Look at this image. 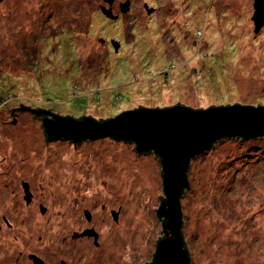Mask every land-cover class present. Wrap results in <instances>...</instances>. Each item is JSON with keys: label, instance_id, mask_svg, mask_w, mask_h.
Wrapping results in <instances>:
<instances>
[{"label": "rangeland", "instance_id": "obj_1", "mask_svg": "<svg viewBox=\"0 0 264 264\" xmlns=\"http://www.w3.org/2000/svg\"><path fill=\"white\" fill-rule=\"evenodd\" d=\"M127 1L130 9L122 10ZM253 7L254 0H0V88L12 85V96H0V185L14 180L0 187L2 223L12 224L0 232V264H15L17 250L34 243L58 255L56 264L152 259L163 235L155 208L164 197L154 152L137 154L133 140L109 137L76 146L45 140L41 118L9 110L24 102L62 116L106 118L177 102L264 106V24L255 30ZM239 139L220 137L189 161L179 204L191 264H264V135ZM26 177L54 196L32 202L43 201L50 213L35 218L39 209L30 205L19 216L24 204L4 201ZM68 185L85 198L80 212L64 198ZM103 203L117 211V223L101 213ZM91 226L98 246L91 238L71 244L72 231Z\"/></svg>", "mask_w": 264, "mask_h": 264}, {"label": "water", "instance_id": "obj_2", "mask_svg": "<svg viewBox=\"0 0 264 264\" xmlns=\"http://www.w3.org/2000/svg\"><path fill=\"white\" fill-rule=\"evenodd\" d=\"M128 5L129 1L122 6V10H127ZM252 18L256 23L255 30L264 24V0H254ZM111 43L116 49L118 42L112 40ZM138 107L122 110L103 122H98L90 115L77 120L68 114L62 116L52 113L54 118L44 123L47 135L45 140L64 138L79 142L85 138L108 136L123 141L133 140V149L137 154L153 151L162 165L160 176L166 197V201L161 204L163 197L158 195L160 203L155 208L156 215L161 219L163 235L156 239L157 243L155 241L152 259L143 264H190L179 204L183 187L189 186V161L196 154L210 148L220 137L241 136V140L264 135V106L258 104L254 107L234 102L232 105H210L202 109L177 102L160 108ZM21 109L30 110V107H12L9 112L13 116L16 114L13 110ZM38 110L50 111L43 108ZM42 115L36 112L32 117L41 118Z\"/></svg>", "mask_w": 264, "mask_h": 264}, {"label": "flooded vegetation", "instance_id": "obj_3", "mask_svg": "<svg viewBox=\"0 0 264 264\" xmlns=\"http://www.w3.org/2000/svg\"><path fill=\"white\" fill-rule=\"evenodd\" d=\"M129 9H130V2H129V5H128V10ZM253 12H254V10H253ZM98 138H100V137H98ZM101 138L105 139V138H108V136L101 137ZM109 138H111V137H109ZM111 139H114V138H111ZM63 140H64V138H59V141H63ZM91 140H94V139H91ZM83 141H89V139H85ZM83 141L72 142V141L68 140V142H70V144H73L75 146L77 144L82 143ZM124 142H126V141H124ZM0 165H1V162H0ZM83 165H85V164H83ZM113 167H115V166H113ZM82 168L83 167L79 165V168H77V170L85 171ZM112 171H113V169L110 168V171H109L110 173H109L108 176L111 175ZM114 171H116V169ZM86 175H87V173H86ZM93 179H94L93 181H95V182L97 180L98 185L100 187L107 185V183H104L103 179H98V178L96 179V176ZM36 180L35 179H30L28 177H26L25 179H22L19 182L20 184L18 186H14V189L11 188L9 190V193L10 194L12 193V196L11 197L7 196V198L4 200L6 202H9L10 200L11 201H15L16 200V201H19L20 204H22V203L24 204L22 208L19 205V216L23 215V213H25L26 211L29 212L28 208H29L30 205H32V207H36L37 210L39 209V211H37L35 214H33L35 218L38 217L39 215H41V216L45 215L48 211L50 213V211H51L47 206H45L43 201H45L46 199L51 200V199H53L54 196L49 194V193H47V192H45L44 191V184H43V186H41V184L39 185L38 183L35 182ZM9 182L12 183V182H14V180L9 179V181H7L6 183L1 184L0 187L4 185L3 186L4 188L9 189V185H8ZM95 182H94L93 186L92 185L90 186V188H92V191H94L95 193H98V192L100 193L101 189L99 188L100 190H98V188L95 186ZM68 186H69V190L66 191V193H65L66 196L64 198L67 199V203H69V201H70V204L73 207H75L74 209H76V210H78L80 212V210H81L80 203L84 202L85 198H83L81 196L73 195L71 192L75 193L74 192V191H76L75 187L73 185H68ZM111 186L112 185L110 183V189H111ZM40 187H41V189L43 188V190H41L42 192L39 191V189H38ZM36 191H37V194H36ZM111 191H112V189H111ZM111 191L107 192V193L112 198L114 193H116V189H114V191H112V192ZM99 193H98V195H99ZM93 195L94 194H92V196H89V197L92 198ZM39 196H40V198L38 199ZM42 198H43V201L38 202L39 204H36V205L33 204L34 200H37V199L41 200ZM107 201L109 202V198L107 199ZM114 201H115V199L111 200L109 202L110 205H112ZM96 204H98V203H96ZM106 205L107 204H104V203L102 205H99L100 209H101V213H103L106 217L111 216L112 217L111 225H113V224L117 223V221H118L117 211L113 210L112 208H110L111 210L109 209L110 211L107 210ZM72 206H69L71 210L73 209ZM107 207H109V206L107 205ZM11 209L12 208H10L8 210V212L10 214H12ZM23 210H26V211L23 212ZM82 214H83L84 218L87 221H89V222H91L92 221V217H94V214L92 212H90L87 208L82 209ZM6 217H7L6 213H3V214L1 213L0 214V232H5L6 231L5 227L8 228V229H11L10 227H11L12 224L10 225V223H6L7 226H5V227L3 226L2 222H3V220L4 221L6 220ZM21 222H23V219L21 220ZM64 229H65V227L61 228V230H64ZM83 230H84V232H83ZM83 230L81 232H78V231L75 230V231H72L70 233L71 235L69 234L70 240H71V244H73V242H75V241H82V240L91 238L93 240L94 245L98 246V237H99L98 234L99 233L96 231V229L93 226H91L90 228H85ZM49 232H51V231H49ZM108 232H109L108 234L112 235L115 231L114 230H109ZM20 233L22 234V231H20ZM60 233H61V231L57 229V234H60ZM33 236H34L33 234H29V236L24 237L25 238V242H28L29 240H31L33 238ZM40 238L41 237H39L38 239H40ZM62 239H63V241H65L66 240V236H64ZM70 240H68V241H70ZM44 241L46 242V244H50L53 240H52V238H46V239H44ZM63 243H66V242H63ZM66 245H68V244H66ZM29 247H30V249H27V250L26 249H21V248H19V250H17V255H16L15 261H14L15 264H56L57 263L56 260H57L58 255L54 256V254H53V252L51 250H47L49 248H46V251H44L45 250L44 248H43V250H41V247L38 248V245L35 244V243L32 244V245H29ZM63 250H62L61 254L65 253ZM66 262H67L66 260H61L59 262V264H66Z\"/></svg>", "mask_w": 264, "mask_h": 264}, {"label": "trees", "instance_id": "obj_4", "mask_svg": "<svg viewBox=\"0 0 264 264\" xmlns=\"http://www.w3.org/2000/svg\"><path fill=\"white\" fill-rule=\"evenodd\" d=\"M101 10V12L103 13L104 12V10L103 9H100ZM17 83V82H16ZM14 86V85H13ZM10 87H12V85H10L9 83H7L6 84V86L3 88V86L1 85V88H0V96H2V94H5V96H12V94L10 93V91H9V88ZM9 99V98H8ZM21 104L22 105H20L19 107H28V105L26 104V103H22L21 102ZM35 107V108H34ZM34 107H30V110L29 109H27L28 111H30L31 113L32 112H34V113H43V116L41 117V124H42V127H43V130H44V134H45V136L47 137V135H46V133H45V121H47V120H51V119H53L54 118V116H53V114L52 113H54L53 111H47V112H44V111H40V110H38V109H42L41 108V106H39V105H35ZM140 107H142V106H140ZM140 107H138V108H140ZM144 107V106H143ZM44 110H45V108H43ZM131 110V109H130ZM121 113V112H120ZM117 114H119V113H117ZM117 114H115L113 117H115ZM86 114H70V117H72V118H74V119H77V120H81V119H83V118H85L86 116H85ZM92 117V116H91ZM113 117H108V118H95L98 122H103V121H105V120H108V119H110V118H113ZM261 136H263V135H261ZM235 137V136H234ZM238 138H243V137H241V136H237ZM214 143V142H213ZM213 143H212V145H213ZM212 145H211V147H212ZM205 152V151H204ZM204 152H202V153H204ZM201 154V153H200ZM159 161H160V159H158ZM187 171H188V169H187ZM180 197H181V195H180ZM180 197H179V200H180ZM164 201H166V197H165V195H164V197L163 198H161V204L164 202ZM163 221H164V219H162ZM183 226V225H182ZM183 232V231H182ZM183 238H184V235H183ZM159 239V238H158ZM184 242H185V244H186V246H187V243H186V240H185V238H184ZM156 243H157V241H156ZM156 246V245H155ZM187 251H188V254H189V258H190V264H191V257H190V252H189V250H188V247H187ZM147 263V262H146Z\"/></svg>", "mask_w": 264, "mask_h": 264}]
</instances>
